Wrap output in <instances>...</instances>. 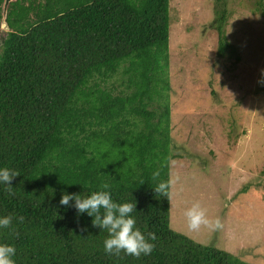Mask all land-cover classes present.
<instances>
[{"label": "trees", "instance_id": "16d2710c", "mask_svg": "<svg viewBox=\"0 0 264 264\" xmlns=\"http://www.w3.org/2000/svg\"><path fill=\"white\" fill-rule=\"evenodd\" d=\"M224 21L216 55L237 62ZM5 24L0 167L19 174L14 195L0 186V216L13 217L0 243L15 264H246L169 228V0H16ZM102 185L135 203V227L156 235L150 255L105 254L106 233L59 204Z\"/></svg>", "mask_w": 264, "mask_h": 264}, {"label": "rangeland", "instance_id": "374dc122", "mask_svg": "<svg viewBox=\"0 0 264 264\" xmlns=\"http://www.w3.org/2000/svg\"><path fill=\"white\" fill-rule=\"evenodd\" d=\"M257 1L169 0V228L246 264H264V18ZM221 14L237 62L216 55ZM197 201L221 228L187 229L183 212Z\"/></svg>", "mask_w": 264, "mask_h": 264}, {"label": "clouds", "instance_id": "9594fccd", "mask_svg": "<svg viewBox=\"0 0 264 264\" xmlns=\"http://www.w3.org/2000/svg\"><path fill=\"white\" fill-rule=\"evenodd\" d=\"M261 77H264V69H261ZM258 83L264 84V79L259 80ZM18 174L13 169L0 167V186H3L9 196L14 195L9 182ZM164 188L165 184L161 183L158 190L162 191ZM59 204L74 208L78 215L86 214L91 218L93 227H98L106 233L102 242L105 254L119 256L123 252L124 255L132 257H139L142 254L147 256L151 254L155 246L151 242L156 239L155 233L149 232L145 236L135 227L136 221L132 215L135 211V203L114 201L107 190V185H102L101 190L92 191L83 196L62 193ZM183 216L189 231H198L202 226L209 230L222 227L219 218L210 219L206 216L205 210L198 201L187 207ZM12 219L11 214L0 216V229L10 227ZM15 253L16 249L13 245L0 243V264H15L13 260Z\"/></svg>", "mask_w": 264, "mask_h": 264}, {"label": "water", "instance_id": "95a60500", "mask_svg": "<svg viewBox=\"0 0 264 264\" xmlns=\"http://www.w3.org/2000/svg\"><path fill=\"white\" fill-rule=\"evenodd\" d=\"M13 1H16V0H3L1 21H0V31L5 30L6 32H8V28L5 24L6 10H7L8 4Z\"/></svg>", "mask_w": 264, "mask_h": 264}]
</instances>
